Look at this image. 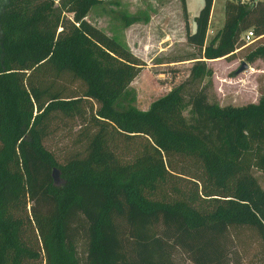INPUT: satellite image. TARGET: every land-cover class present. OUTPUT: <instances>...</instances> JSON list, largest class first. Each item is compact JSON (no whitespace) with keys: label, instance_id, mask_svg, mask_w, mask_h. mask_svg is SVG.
Masks as SVG:
<instances>
[{"label":"trees","instance_id":"obj_1","mask_svg":"<svg viewBox=\"0 0 264 264\" xmlns=\"http://www.w3.org/2000/svg\"><path fill=\"white\" fill-rule=\"evenodd\" d=\"M97 2L0 0V264H228L243 230L264 243V90L243 106L204 87L186 100L244 31L264 36V0H227L209 43L214 0L192 31L182 0L201 58L148 109L130 87L145 62L87 19ZM58 118L79 122L63 161L46 143Z\"/></svg>","mask_w":264,"mask_h":264},{"label":"rangeland","instance_id":"obj_2","mask_svg":"<svg viewBox=\"0 0 264 264\" xmlns=\"http://www.w3.org/2000/svg\"><path fill=\"white\" fill-rule=\"evenodd\" d=\"M226 1L214 0L206 43L216 42L218 30L225 21ZM186 3L192 31L195 28V16L204 0H186ZM133 16H137L138 21L127 25L126 18ZM87 19L127 44L145 62L130 84L137 97L135 105L141 109H148L154 100L187 80L191 66L201 58V48L187 41L182 0H98L90 9ZM244 34L245 31L242 36ZM262 44L263 35L250 43L245 42L231 58L209 60L212 74L189 85L186 100L191 90L204 87L210 101L222 106H243L257 102L264 90V57L256 53L250 60L248 53L257 52ZM245 62L249 67L239 71ZM189 113L190 105L187 104L184 114ZM78 128L77 120H55L46 143L61 161L80 147L76 141ZM253 171L264 187V169L255 166ZM230 245L228 264H264V243L252 232L243 230L239 238L230 239Z\"/></svg>","mask_w":264,"mask_h":264},{"label":"water","instance_id":"obj_3","mask_svg":"<svg viewBox=\"0 0 264 264\" xmlns=\"http://www.w3.org/2000/svg\"><path fill=\"white\" fill-rule=\"evenodd\" d=\"M212 60V59H211ZM249 65L245 62L243 63V65L239 68V71H242L244 70L245 68H248ZM53 177H54V180H55V183L56 184H59L61 181H62V178L60 176V170L57 168V167H54L53 168Z\"/></svg>","mask_w":264,"mask_h":264},{"label":"built area","instance_id":"obj_4","mask_svg":"<svg viewBox=\"0 0 264 264\" xmlns=\"http://www.w3.org/2000/svg\"><path fill=\"white\" fill-rule=\"evenodd\" d=\"M242 2H246L248 0H241ZM258 37L256 36L254 29H247L245 31V34L243 35V39L245 40L246 43H250L257 39Z\"/></svg>","mask_w":264,"mask_h":264},{"label":"crops","instance_id":"obj_5","mask_svg":"<svg viewBox=\"0 0 264 264\" xmlns=\"http://www.w3.org/2000/svg\"><path fill=\"white\" fill-rule=\"evenodd\" d=\"M190 19V18H189ZM210 24V23H209ZM221 59V58H220Z\"/></svg>","mask_w":264,"mask_h":264}]
</instances>
